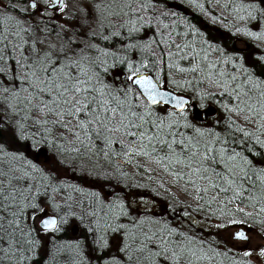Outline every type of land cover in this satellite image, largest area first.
Masks as SVG:
<instances>
[{
  "label": "snow or ice",
  "instance_id": "snow-or-ice-1",
  "mask_svg": "<svg viewBox=\"0 0 264 264\" xmlns=\"http://www.w3.org/2000/svg\"><path fill=\"white\" fill-rule=\"evenodd\" d=\"M0 264H264V0H0Z\"/></svg>",
  "mask_w": 264,
  "mask_h": 264
},
{
  "label": "trees",
  "instance_id": "trees-1",
  "mask_svg": "<svg viewBox=\"0 0 264 264\" xmlns=\"http://www.w3.org/2000/svg\"><path fill=\"white\" fill-rule=\"evenodd\" d=\"M192 13H193V14H192L193 16H192V17H191V16L188 17V18L191 20V22H192L193 24H196L198 27L202 26V25H201V19H202V17H199V16L196 14V12H192ZM229 18H231V17H229ZM225 38H226V42H227L229 45H231V44H232V40H231V39H227V34H225ZM121 163H122V162H121ZM123 167L125 168L126 171H130L127 165H123ZM256 225L259 226V227H261V225H259V224H255V226H256ZM77 236H78V233H75V232L69 230L67 233H65L63 239L66 240V241H70V240H74V239H76ZM238 258H239V257H237V259H238Z\"/></svg>",
  "mask_w": 264,
  "mask_h": 264
},
{
  "label": "rangeland",
  "instance_id": "rangeland-1",
  "mask_svg": "<svg viewBox=\"0 0 264 264\" xmlns=\"http://www.w3.org/2000/svg\"><path fill=\"white\" fill-rule=\"evenodd\" d=\"M188 10H189L190 12H191V11H192V12H195V10L192 9V8H190V7L188 8ZM217 11H219V9H217ZM217 27H218V28H222V26H220V25H218ZM249 43L251 44V43H255V42L249 41ZM236 46L239 47V48L244 47L243 44H239V43H237ZM202 227H206V226H205V225H202ZM254 227H255L257 230H260V228H261V227H259V226H257V225H256V226L254 225ZM208 230H213V229H208Z\"/></svg>",
  "mask_w": 264,
  "mask_h": 264
},
{
  "label": "flooded vegetation",
  "instance_id": "flooded-vegetation-1",
  "mask_svg": "<svg viewBox=\"0 0 264 264\" xmlns=\"http://www.w3.org/2000/svg\"><path fill=\"white\" fill-rule=\"evenodd\" d=\"M188 12L190 13V15H189V16H192V14H193V13H192V11L190 12V11L188 10Z\"/></svg>",
  "mask_w": 264,
  "mask_h": 264
},
{
  "label": "bare ground",
  "instance_id": "bare-ground-1",
  "mask_svg": "<svg viewBox=\"0 0 264 264\" xmlns=\"http://www.w3.org/2000/svg\"><path fill=\"white\" fill-rule=\"evenodd\" d=\"M192 16H193V15H192ZM192 16H191V17H192Z\"/></svg>",
  "mask_w": 264,
  "mask_h": 264
}]
</instances>
